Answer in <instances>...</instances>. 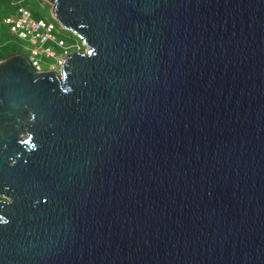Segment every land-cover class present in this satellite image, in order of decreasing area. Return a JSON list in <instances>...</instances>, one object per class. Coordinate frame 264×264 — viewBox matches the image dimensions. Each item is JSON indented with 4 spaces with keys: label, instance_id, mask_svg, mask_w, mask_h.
<instances>
[{
    "label": "water",
    "instance_id": "water-1",
    "mask_svg": "<svg viewBox=\"0 0 264 264\" xmlns=\"http://www.w3.org/2000/svg\"><path fill=\"white\" fill-rule=\"evenodd\" d=\"M84 46L0 60V264H264V0H45Z\"/></svg>",
    "mask_w": 264,
    "mask_h": 264
},
{
    "label": "built area",
    "instance_id": "built-area-1",
    "mask_svg": "<svg viewBox=\"0 0 264 264\" xmlns=\"http://www.w3.org/2000/svg\"><path fill=\"white\" fill-rule=\"evenodd\" d=\"M18 7L14 14L0 19V26L4 25L9 32L18 39L24 50L28 52L26 56L30 65L37 72L52 70V67L61 65L63 58L71 52H82L83 43L74 34V37H65V31L48 18L35 19L32 12L22 3L18 2ZM73 41L71 45L66 40ZM73 51L69 52V48ZM56 51L61 54L57 55ZM44 60H52L46 62ZM45 64V65H44Z\"/></svg>",
    "mask_w": 264,
    "mask_h": 264
},
{
    "label": "trees",
    "instance_id": "trees-1",
    "mask_svg": "<svg viewBox=\"0 0 264 264\" xmlns=\"http://www.w3.org/2000/svg\"><path fill=\"white\" fill-rule=\"evenodd\" d=\"M18 2L22 3V5H24L27 9H29L32 12V15L35 19L48 18V19L53 20L49 12L50 6L45 2V0H0V19L7 17L11 14H14L18 7V4H19ZM3 27L5 26L4 25L0 26V60H3L4 58L10 55L22 53V51L17 45L20 44L22 47L25 46L24 44L22 45V43L9 32V30H8V33L11 36V41H7L6 39H4L3 38V33H4ZM66 41L68 45H71L73 43V41H70L68 39ZM11 43L15 44L19 49L11 46ZM69 49H70L69 52L73 51V48L70 47ZM24 51L28 55V52L26 50ZM58 53L61 54L60 51H58Z\"/></svg>",
    "mask_w": 264,
    "mask_h": 264
},
{
    "label": "rangeland",
    "instance_id": "rangeland-1",
    "mask_svg": "<svg viewBox=\"0 0 264 264\" xmlns=\"http://www.w3.org/2000/svg\"><path fill=\"white\" fill-rule=\"evenodd\" d=\"M46 2V1H45ZM49 12H50V8H49ZM3 38L4 39H6L7 41H11V36H10V34L8 33V29H7V27H3ZM63 33V35L65 36V37H71V38H73V36H72V34H70V32H68V31H63L62 32ZM2 37V36H1ZM23 45V44H22ZM11 46H13L14 48H17V49H19L20 48V50L22 51V53H20V54H23V55H27V53L23 50V47L19 44V45H15V44H13V43H11ZM82 51H84V49L82 50ZM56 54L57 55H59V53H58V51H56ZM45 61V63L46 62H50V61H52V60H44ZM53 63H54V61H52ZM52 70L53 71H55L56 73H59L60 72V65H56V66H54V67H52Z\"/></svg>",
    "mask_w": 264,
    "mask_h": 264
}]
</instances>
